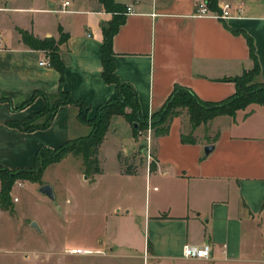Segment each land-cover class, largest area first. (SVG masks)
<instances>
[{"label": "crops", "instance_id": "1", "mask_svg": "<svg viewBox=\"0 0 264 264\" xmlns=\"http://www.w3.org/2000/svg\"><path fill=\"white\" fill-rule=\"evenodd\" d=\"M64 1L0 0V96L10 101L0 100V165L30 166L39 147H55L90 130L77 118L72 103L60 104L43 128L27 131L8 124L9 119L26 118L45 106L39 93L19 107L35 91L53 99L63 89L83 98L90 105L88 117L99 104L117 96L116 84L101 74L102 28L112 12L100 0H68L62 10ZM118 1L126 8L112 38L115 73L134 87L141 114L149 116L159 109L177 84L203 100L232 94L231 77L253 66L246 34L253 40L259 64L255 79L264 82V0H215L208 6L220 11L221 4L229 2L227 18L197 15V4L205 0ZM21 30L40 39L67 33L58 44L62 81L54 66L39 62L49 58L48 51L27 44ZM181 113L173 116L167 133L151 132V169L145 144L141 146L133 135L132 124L121 114L111 116L98 146L100 171L91 174V180L98 183L107 175L122 179L119 194L124 201L109 215L132 227L96 243L103 241L110 255L121 247L136 249L140 222L142 247L154 264H264V106L253 102L235 116L218 114L200 123L193 129V142L181 140L189 124ZM207 143L213 148L205 153ZM106 151L116 162L112 172L104 164ZM131 152L136 166L126 173L121 154ZM137 176L144 180L143 204L134 208ZM184 243H208L212 256L185 257Z\"/></svg>", "mask_w": 264, "mask_h": 264}, {"label": "rangeland", "instance_id": "2", "mask_svg": "<svg viewBox=\"0 0 264 264\" xmlns=\"http://www.w3.org/2000/svg\"><path fill=\"white\" fill-rule=\"evenodd\" d=\"M181 112L189 121L186 109H181ZM148 118L151 120L150 116ZM187 123L186 133L190 130ZM137 139L140 145L145 144L141 133ZM150 143L152 145V141ZM131 154H121V159L134 167ZM104 164L109 172L115 169L111 151L105 152ZM41 180L50 184L53 197L40 191ZM121 180L107 175L93 183L91 174L85 171L80 153H67L59 161L48 164L40 180L17 178L11 185V208H0V264H154V259L148 258L142 247L144 227L140 222L137 227L141 236L138 235L140 239L136 249L121 247L116 250L117 254L110 255L103 241L96 243L105 236H119L132 227L130 222L118 221L109 215L115 204L124 201L123 193L119 194L124 189ZM19 181L22 185L18 184ZM134 182L138 186L132 204L139 208L143 204L144 180L137 176ZM15 195L18 197L16 201ZM32 221L37 225H32ZM78 245H93L103 251L82 253L66 250ZM245 264L262 263L253 261Z\"/></svg>", "mask_w": 264, "mask_h": 264}, {"label": "trees", "instance_id": "3", "mask_svg": "<svg viewBox=\"0 0 264 264\" xmlns=\"http://www.w3.org/2000/svg\"><path fill=\"white\" fill-rule=\"evenodd\" d=\"M105 10L112 12V18L103 26V42L101 49V61L103 78L108 82H114L117 86V96L99 104L93 117H88L89 103L83 98H75L68 91L59 89L53 99H49L45 92L35 91L32 96L19 107L29 103L37 94L45 97V106L33 115L20 120H7V123L22 130H33L48 126L55 114L57 107L63 103H72L77 106V118L90 126L88 133L72 137L55 147H39L34 155L33 164L30 166L14 167L0 165V208H11V185L17 178L40 180L45 167L62 159L67 153H80L85 164V171L93 174L100 171L97 157L98 146L105 134L109 120L114 114L123 115L131 124L135 137L138 130L145 129L148 117H151L152 135L158 136L168 132L169 124L173 116L178 115L185 108L189 116L191 129L189 132H181L183 142L196 140L192 134L193 129L200 123H206L218 114L235 116L237 110L244 109L248 104L256 102L264 106V82L256 81L259 72V64L255 54L254 43L246 34L249 53L253 60V66L244 70L241 74L231 77L235 82V91L227 97L213 101L201 99L191 88L175 85L162 106L149 116L143 115L139 109V102L134 87L126 81H122L115 73V63L112 57L113 34L123 22L125 5L118 0H100ZM215 0H205L207 7L213 6ZM23 40L32 47L43 48L48 51L49 61L60 72V81L63 78V63L58 53V44L66 39L67 33L61 32L58 39L54 37L37 38L21 30ZM0 100L9 99L0 96ZM12 107V106H11ZM13 108V107H12ZM144 146V145H141ZM154 165V159L149 161V168ZM124 172L131 173L132 167L125 165ZM149 245V240L147 241Z\"/></svg>", "mask_w": 264, "mask_h": 264}, {"label": "built area", "instance_id": "4", "mask_svg": "<svg viewBox=\"0 0 264 264\" xmlns=\"http://www.w3.org/2000/svg\"><path fill=\"white\" fill-rule=\"evenodd\" d=\"M67 3H68V0H65L61 6L62 10L65 9L64 6ZM230 7H231V4L229 2H223L221 4L220 11L210 10L204 1H200L197 4L195 13L197 15H208V16H213L216 18H227L230 16ZM130 10H131V6L128 5L126 12H130ZM0 42H1V36H0ZM39 62L44 65L50 64L48 57L40 59ZM151 132H152L151 120L150 118H148L146 128L138 130V133H141L145 137V149L147 151L148 159L151 158V154H150ZM18 184L22 185L20 181L18 182ZM16 198L17 197L14 196V199ZM66 250L68 252H82V253L103 251L101 249H92L88 247H69V248H66ZM182 255L185 257H192V258H210L212 256V249L208 243H205V244L184 243L182 246Z\"/></svg>", "mask_w": 264, "mask_h": 264}, {"label": "water", "instance_id": "5", "mask_svg": "<svg viewBox=\"0 0 264 264\" xmlns=\"http://www.w3.org/2000/svg\"><path fill=\"white\" fill-rule=\"evenodd\" d=\"M213 148V143H207L204 145V152L208 153L212 150ZM40 191L44 194H47L50 197H53V191H52V187L50 186V184L48 183H42L40 185ZM32 225H37L35 221H32Z\"/></svg>", "mask_w": 264, "mask_h": 264}]
</instances>
